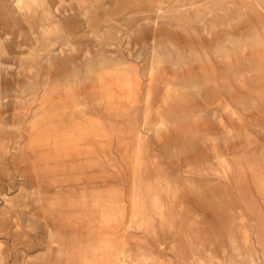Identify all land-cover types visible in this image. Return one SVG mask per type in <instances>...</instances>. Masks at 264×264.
<instances>
[{
	"label": "rangeland",
	"instance_id": "obj_1",
	"mask_svg": "<svg viewBox=\"0 0 264 264\" xmlns=\"http://www.w3.org/2000/svg\"><path fill=\"white\" fill-rule=\"evenodd\" d=\"M213 1L219 3L212 4L211 7L220 9L221 12L228 10L229 14L227 17L222 16L219 23L216 22L218 26L215 30L207 34L201 28L209 12L207 5ZM258 1L264 5V0H39L38 3L28 6L29 1L25 0L21 9L14 8L7 22L0 20V26L6 25L5 27L13 33L10 36L11 42L32 43L39 33V28L38 24L29 26L23 21L24 11L31 8L37 11V15H41L50 10L57 17L51 18L49 22L62 21L59 30L52 26L54 31L50 37L57 41L58 47L66 50L68 44L77 46V51L73 54L65 52L59 55L62 56L61 62L66 65H69V61H78V64L82 65V56L87 50L92 56L102 50L115 52L120 58L136 63V53L141 51L144 52L142 59H146L139 64L143 82L137 106L134 107L128 101H120V108L116 107L114 112L122 109L123 118L108 117L103 106L99 108V112H93L95 118L101 122L105 134L94 143L98 165L92 183L89 178L80 176L81 178L77 177L80 181L74 180L65 184L67 176L58 163L52 165L50 170L42 167L40 150L27 147L28 138L32 134L29 124L32 116L30 112L22 120L16 118L13 128L4 127L0 134V145L12 148L14 141L19 137L22 151H0V209L4 212L3 221L0 219V264H25L28 259L42 264L45 260L44 249L49 244L46 226L54 227L60 223H65L70 228L72 226L65 217L71 213V195L74 197L72 201L78 203L77 211L81 209L86 219L94 220V225L91 226L93 229H101L98 232L106 233L114 239L118 247L130 252V259L134 260L130 264H159L160 261L180 264L179 257H182L186 264H192L193 249L190 245L193 240L191 242L187 238L192 231L198 232L206 249L222 257L221 250L229 245L227 237L235 236L238 239L236 243L242 246L240 235L244 230H248L249 243L254 250L256 263L264 264V97L262 100L260 96L264 89L260 79L262 75L255 71L252 64V60H256L257 55L259 57L262 49L254 46V37L246 41L249 27L257 24L254 13H249V7L260 9ZM189 2L196 3L192 9L184 7L180 12L173 13L172 7ZM88 5L93 6L91 11L94 14L103 17L107 12L108 19L116 21H102L99 26L95 25L93 28L72 27L67 22V13L62 12L59 15L54 12L56 8L59 12L63 11L62 8L67 6L77 7L76 11L79 12L81 6ZM244 9L248 10L246 15L238 16L237 12ZM130 13L133 15L130 16ZM125 15L133 22V32L127 47L123 42L128 35V22L121 20ZM135 26L139 28L136 29ZM86 33L90 34L91 39L85 36ZM231 37L235 38L234 41L228 39ZM92 38L97 43L104 44L103 47H89L88 42L92 41ZM225 39H228V44L236 43L239 46L232 57L235 69L228 73L230 82L222 80L229 66L221 62L215 53V45H223ZM3 40L0 31V54L9 52ZM168 41L175 45L171 50L172 58L164 56L166 58L163 63L154 72V83H159L161 88L167 82L171 86H179V91L187 94L176 97L173 95L171 105L167 104L166 109L164 106L157 109L161 113L155 112L159 97L154 96V110L144 116V89L150 79L145 70L148 66L146 52L150 51L153 43L164 44L165 47ZM145 46L146 49L148 47L147 51L143 50ZM12 50L13 48L10 49ZM129 52L131 55H128ZM160 52L169 53V49L165 47ZM176 53L179 55L178 63L175 62ZM46 67L45 64L38 68L37 82L41 81V76L47 71ZM3 83L0 81V88ZM89 85L88 82H82L77 95L86 97ZM40 91L41 89L37 94L38 99L42 95ZM256 103L263 104L261 112L252 109L251 104ZM226 104L233 106L238 116L225 112ZM1 115L2 113L0 117H3ZM159 117L168 120V129L160 134V137L152 131ZM85 119L82 118L83 121ZM20 122V129L15 130ZM121 123H130L131 129H136L140 135L142 157L148 159L145 165L140 161L137 169L140 179H152L150 172L162 170L168 171L171 177L177 178L182 185L190 183L181 187L177 201L178 209L170 229L155 224V233L152 236L145 230L135 229L134 226L128 228L134 181L133 160L130 156L131 148H135L137 140L128 130H117ZM225 125L228 131L233 128L229 135H224ZM146 150L148 152H145ZM53 154L50 153V156ZM218 154L227 156L232 162L237 160L236 165L241 158L246 159L247 162L241 164L244 168V181L239 179L237 169L228 177L223 173H206L205 169L211 166L218 168L215 159ZM203 166L206 168L203 169ZM48 172L55 175V185L50 181L51 176H47ZM18 184L31 192L40 189V201L36 202L34 196L24 193V190L18 191ZM111 190L122 193L121 201L124 203L125 214L117 226L112 225L104 231L105 227L101 225L100 204L108 200L107 196ZM52 193L58 196L56 203L59 205L55 209L44 210L42 207L47 203L46 198ZM3 195L13 199L15 206L4 207ZM81 196L84 199H81ZM24 200H27L28 208L18 206ZM79 203L82 205L80 208ZM250 204L254 206L250 207ZM236 207L239 210L235 209ZM241 219L244 220L242 223ZM89 227V224H85L83 227H77L75 231L83 229L81 232L85 236L88 233L85 228ZM138 248L153 253L157 262L137 263L135 253ZM224 259L228 261L229 257Z\"/></svg>",
	"mask_w": 264,
	"mask_h": 264
},
{
	"label": "bare ground",
	"instance_id": "obj_2",
	"mask_svg": "<svg viewBox=\"0 0 264 264\" xmlns=\"http://www.w3.org/2000/svg\"><path fill=\"white\" fill-rule=\"evenodd\" d=\"M29 4L33 5L39 2V0H28ZM25 3V0H0V20L7 22L10 19V15L13 13L14 8L21 9L20 7ZM219 1L210 2L207 5L209 9L208 15L203 20L205 24L202 25V31L209 34L210 31L215 30L216 22L219 23L222 16L227 17L229 12L225 10L221 12L215 7H211L212 4L217 5ZM259 8L249 7V13L256 16L257 24L250 26L248 29L246 41L254 37V46L262 49L257 55L256 60H252V64L255 66V71L262 75L261 85L264 89V5L258 1ZM27 4V2H26ZM195 2H189L183 5H177L172 7L173 13L180 12L184 7H190L191 9L195 6ZM23 7V6H22ZM61 9V8H60ZM77 7H64L63 11L56 8L54 12H58L59 15L67 13V22L72 27L87 28L97 25L99 23L109 21L108 13L106 12L103 17L98 14H94L91 9L92 5L81 6V11H76ZM73 10V11H71ZM222 10V9H221ZM156 11L163 12V10L156 9ZM248 10L244 9L241 12H237L238 16H245ZM41 13V12H40ZM118 14V13H117ZM133 14L130 13V16ZM232 15V13H231ZM23 21L32 26L38 24L39 33L34 37L32 43H26L23 41L11 42L10 36L13 34L6 28V25L0 26V31L3 35V41H5L8 53L0 54V81L4 82L0 88V134L4 127L9 129L13 128L14 120L20 118L24 119L25 115L30 112L32 115L29 121L31 127V135L28 138L27 147L28 149L40 150L41 155L39 156L43 164V168L50 170L51 166L58 163L63 168L64 174L67 179L65 184H69L74 180L80 179L77 177H87L89 182L92 183V177H94L95 168H97L98 162L94 154V143L98 138L102 137L105 132L100 121H98L93 112H99L101 106L104 107L105 113L108 117L123 118L122 109L114 112L115 108H120L119 102L128 101L134 107L139 102V97L142 90V70L139 68L140 65L146 60L142 59L144 52L139 51L136 53V62L128 61L120 58L115 52L110 51H98L97 55H93L87 50L82 56L83 64L79 65L78 61H69V65L62 63V55L67 52L73 54L77 51L75 44H68V49L57 45V41L52 39L50 35L53 33V28L58 30L61 28V20H55L49 22L51 18H55L50 10L44 11L41 15H37V11L29 8L23 13ZM111 16V14H110ZM122 16L121 20L128 22V29L126 37L124 38L123 44L125 47L129 45V39L133 32L132 19ZM128 17V18H127ZM132 18V17H130ZM130 20V21H129ZM217 20V21H216ZM111 21H116L111 20ZM118 22V21H117ZM48 23V25H47ZM155 24V21L153 22ZM137 23H135L136 25ZM51 25V27L49 26ZM53 26V28H52ZM85 26V27H84ZM134 28H139L135 26ZM146 28V26L144 27ZM89 35V36H88ZM86 37L91 39L89 33L85 34ZM234 39L233 37L228 38ZM228 39L224 40L223 45H215V53L218 54V58L221 62L227 63V71L223 76L224 81L230 82L229 71L232 72L235 65L232 57L236 53L237 44L229 43ZM156 40V39H155ZM225 41L227 43H225ZM89 47L99 48L103 47L101 42L97 43L94 38L89 41ZM86 43V44H88ZM156 43V44H155ZM151 48L145 49L146 55L148 56V66L146 67V76L149 77V82L144 89V116H147L152 112L153 97L158 96V105L155 108V112L158 113V108L164 106L165 109L171 105V97L178 95L185 96L187 93L179 91V86L165 82L164 86L160 88L159 83H154V72L158 70L164 59L169 56L172 58L171 50L175 48V45L168 41L165 43V47L169 53L160 52L161 49L165 48L164 44H158L155 42ZM245 43V42H243ZM108 45V44H107ZM242 45V44H241ZM239 47V46H238ZM10 51V49H12ZM238 51V50H237ZM149 52V53H148ZM234 52V53H232ZM128 55H131L129 52ZM175 62L178 63V54H175ZM208 55V53L206 54ZM177 60V61H176ZM65 61V60H64ZM233 62V63H232ZM232 63V66L230 65ZM47 65V71L41 76V81L37 82L39 76V67ZM140 64V65H139ZM37 66V67H36ZM204 79V78H203ZM157 80H159L157 78ZM206 80V79H204ZM82 82H88L90 87L87 89L86 97L81 94L77 95L79 87ZM164 83V82H163ZM41 89V97L38 99L37 94ZM173 90V91H172ZM172 93V94H171ZM198 93V92H197ZM200 94V92L198 93ZM260 95V94H259ZM264 97V92L260 95ZM189 99V96H187ZM263 100V98H262ZM263 103V101H262ZM263 104H251L252 109L262 110ZM32 107V108H31ZM225 112L231 114V116L237 115V110L231 105L224 106ZM242 110V109H241ZM161 113V112H159ZM74 115H78L75 117ZM264 115V112L262 113ZM81 116V117H80ZM160 116V115H159ZM238 116V115H237ZM82 118H86L84 121ZM176 122V121H175ZM179 122V121H178ZM16 126L15 130L20 129L21 122ZM122 125V126H121ZM117 130H128L130 135H134L137 140L135 148H131V160L133 168V186L131 193V215L129 219L128 228L134 226L137 230H145L151 236L155 233V224L160 227H166L170 229L174 222L175 212L178 209L177 201L178 194L182 188L190 183H180L177 178H172L168 171L158 170L153 173H149L152 179L145 180L140 179L137 175L140 161L143 165L146 164L148 159L142 157L143 149L141 148L139 141V134L137 130L133 131L130 123H121ZM127 125V126H126ZM147 127V123L144 124ZM170 127V126H169ZM135 128V126H134ZM133 128V129H134ZM231 128V127H230ZM168 129V120L159 117L154 124L153 133L160 137V134ZM224 127V135L231 133ZM226 131V133H225ZM126 134V132H125ZM19 138V137H18ZM18 138L13 143L12 148H6L0 145V151L5 150L21 152V144L18 142ZM2 140V139H0ZM104 145V144H103ZM127 152V150H126ZM145 152H148L147 150ZM50 153H54L50 156ZM151 158V157H150ZM129 159V156L127 157ZM217 161V167L211 166L209 169L202 168L207 171L206 173L219 174L223 173L224 176L228 177L231 175L234 169H237L239 179L244 181L243 166L246 159L241 158L237 165L236 161L232 162L230 158L223 154H218L215 157ZM238 159V158H237ZM43 169L41 168V171ZM92 174V175H91ZM48 177L51 176L50 181L55 185L57 180L55 175L48 172ZM80 177V178H81ZM238 179V181H239ZM245 183V182H244ZM27 188L22 185L17 186L18 191L29 193L34 196L36 202L41 199L40 189L35 192L26 190ZM68 194V193H67ZM122 193L118 190H111L108 193V200L103 204H100L101 209V225L106 228L117 226L120 220L123 219L125 214L124 203L121 201ZM84 199L83 196L80 197ZM74 197L69 198L71 213L67 214L66 220L72 224L70 226L65 223L56 224L54 227L46 226V238L48 241L47 247L44 249L43 256L45 254V260L42 264H130L134 260L130 259L131 254L114 242V239L109 235L101 234L93 229L91 226L94 225V220L86 219L81 209L77 211V202H73ZM47 203L42 207L44 210L55 209L58 207V196L52 193L46 198ZM27 200L22 201L18 204L19 207L28 208ZM3 206L14 207L13 199L7 195H3ZM97 205L95 199V206ZM79 203V208L81 207ZM94 206V207H95ZM254 206L253 204L249 205ZM235 209H238L236 207ZM41 209H38L40 211ZM4 212L0 209V219L3 221ZM244 218V217H243ZM244 220L241 219L242 223ZM89 224V228H85L88 231L85 236L82 235L81 229L79 232L75 231L77 227H83L85 224ZM192 224V223H191ZM102 230V231H103ZM241 233V232H240ZM191 236V237H190ZM242 246L236 243L237 238L229 235L227 241L229 242L228 248H223L222 257L217 255L218 253L212 252L205 248V245L201 242V236L197 231H192L187 236L188 240L192 242L190 247L192 250V264H257L254 259V250H252L249 243L248 230H244L240 235ZM2 243L0 241V263L2 262ZM227 249L229 253H227ZM136 262H157V257L153 253H147L141 248L137 249ZM127 255V257H125ZM229 257L228 261L224 258ZM128 258V259H125ZM180 264H186L182 257H179ZM185 262V263H184ZM25 264H40L34 259L26 260ZM159 264H171L170 262L160 261Z\"/></svg>",
	"mask_w": 264,
	"mask_h": 264
}]
</instances>
